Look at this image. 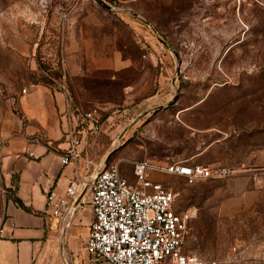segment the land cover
I'll list each match as a JSON object with an SVG mask.
<instances>
[{
    "label": "rangeland",
    "instance_id": "rangeland-1",
    "mask_svg": "<svg viewBox=\"0 0 264 264\" xmlns=\"http://www.w3.org/2000/svg\"><path fill=\"white\" fill-rule=\"evenodd\" d=\"M34 84L66 91L75 112L98 107L81 154L108 151L130 179L138 158L228 166L194 182L155 175L178 209L195 207L187 249L264 264V0H0V216L2 148ZM45 264L106 263L79 242Z\"/></svg>",
    "mask_w": 264,
    "mask_h": 264
},
{
    "label": "built area",
    "instance_id": "built-area-1",
    "mask_svg": "<svg viewBox=\"0 0 264 264\" xmlns=\"http://www.w3.org/2000/svg\"><path fill=\"white\" fill-rule=\"evenodd\" d=\"M78 115L86 133L101 129L98 107ZM80 132L77 127L67 132L69 144L60 155L63 164L80 156ZM28 154L34 155L31 151ZM130 163L132 179L122 173L120 160L104 161L89 182L82 177L73 178L62 193L48 190L45 210L54 216L67 215L75 197L88 184L92 219L85 244L94 260L108 264H223L226 259L187 249L195 207L178 209L177 193L155 174H176L194 182L198 178H223L231 169L221 163H190L186 158L170 163L138 158ZM231 252H236V246Z\"/></svg>",
    "mask_w": 264,
    "mask_h": 264
},
{
    "label": "crops",
    "instance_id": "crops-1",
    "mask_svg": "<svg viewBox=\"0 0 264 264\" xmlns=\"http://www.w3.org/2000/svg\"><path fill=\"white\" fill-rule=\"evenodd\" d=\"M69 95L62 89L34 84L21 98L23 131L2 148L7 175L0 216V264H45L49 256L57 254L67 258L79 242L88 252L85 239L92 219L88 184L75 197L67 215L54 216L45 210L48 190L62 193L73 178L89 182L108 155L107 151L89 159L80 152L74 161L61 162L71 128L81 131V151L87 142V133L81 129ZM182 110L178 107L174 112ZM210 146L208 143L200 150Z\"/></svg>",
    "mask_w": 264,
    "mask_h": 264
},
{
    "label": "trees",
    "instance_id": "trees-1",
    "mask_svg": "<svg viewBox=\"0 0 264 264\" xmlns=\"http://www.w3.org/2000/svg\"><path fill=\"white\" fill-rule=\"evenodd\" d=\"M15 201L22 207L26 208V206L22 203V201L18 198L15 199Z\"/></svg>",
    "mask_w": 264,
    "mask_h": 264
},
{
    "label": "water",
    "instance_id": "water-1",
    "mask_svg": "<svg viewBox=\"0 0 264 264\" xmlns=\"http://www.w3.org/2000/svg\"><path fill=\"white\" fill-rule=\"evenodd\" d=\"M108 6H110L109 4H107ZM108 161V158H106V160H105V162H107Z\"/></svg>",
    "mask_w": 264,
    "mask_h": 264
}]
</instances>
